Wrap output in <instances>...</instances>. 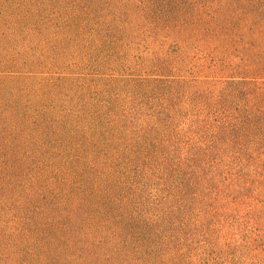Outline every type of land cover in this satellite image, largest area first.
<instances>
[{"label":"rangeland","instance_id":"obj_1","mask_svg":"<svg viewBox=\"0 0 264 264\" xmlns=\"http://www.w3.org/2000/svg\"><path fill=\"white\" fill-rule=\"evenodd\" d=\"M0 264H264V0H0Z\"/></svg>","mask_w":264,"mask_h":264},{"label":"trees","instance_id":"obj_2","mask_svg":"<svg viewBox=\"0 0 264 264\" xmlns=\"http://www.w3.org/2000/svg\"><path fill=\"white\" fill-rule=\"evenodd\" d=\"M251 33V32H250ZM255 35V33L254 32H252L251 33V35L254 37V35ZM257 111L258 110H261V109H258V108H255ZM253 112V111H252ZM258 112H260V111H258ZM244 114V116H246L245 118H247V120L246 121H244V124L245 123H248V121H249V119H250V116H251V112L250 113H248V112H246V113H243ZM257 114H260V113H257ZM258 116V115H257ZM212 128V127H211ZM258 139L256 138V137H253V140L251 139V141H257ZM218 144H219V141H218V138H215L214 140H213V144H211V147L212 148H216L217 146H218ZM235 144H238L239 145V143L238 142H235Z\"/></svg>","mask_w":264,"mask_h":264}]
</instances>
